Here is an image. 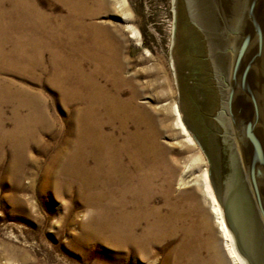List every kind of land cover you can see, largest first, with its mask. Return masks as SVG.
<instances>
[{"label": "rangeland", "instance_id": "1", "mask_svg": "<svg viewBox=\"0 0 264 264\" xmlns=\"http://www.w3.org/2000/svg\"><path fill=\"white\" fill-rule=\"evenodd\" d=\"M80 1L91 15L83 22H76L75 26L64 19L71 0L24 1L26 6L30 3L29 7L32 5L43 16V20L29 18L33 23L42 22L52 28L64 26L65 32L73 29L74 41L68 40L62 30L59 31L61 37L57 32L54 34L58 43L62 42L59 51L54 43H50L55 39L40 36L43 31H40L38 23L35 24L38 26L37 39H46L54 47L40 46L39 43L32 47L27 39L34 37L27 30L12 33L11 28L21 24L16 22L18 18H15L13 5L8 0L3 5L7 14H0V264H167L166 254L172 250L174 242L168 246L164 242L153 244L146 253L137 252V255L131 245L116 247L108 242H94L92 235H88L87 241L80 240L84 231L81 227L88 222L87 204L90 202L83 195L76 197L73 188L66 194L49 190L41 194L38 190L41 188L40 167L42 169L55 161L58 154L57 165L62 167L68 162L73 149L69 141L73 136L66 132V128L70 121L75 128L82 125L87 102H92L97 92L100 96L116 98L118 102L129 105L125 110L129 117L135 108L153 113L159 127L156 135L158 149L151 151L148 162H158L161 169L173 172L174 194L193 192L195 179L201 171L206 169L208 173L203 151L187 129L192 142L186 141L174 126L172 111L168 110L173 103L177 105L168 60L170 0ZM79 28H82L81 32ZM106 35L109 37L108 49L102 46ZM76 43H81L83 50L77 45V49H72L71 44L75 46ZM110 52L120 59V68L106 62L105 57ZM39 54L37 66L35 61ZM54 60L61 65L56 68ZM30 97L34 99L32 107L39 106L53 123L51 128L41 130L38 127L37 142H32L34 138H27L22 148H15L11 138H5V135L12 134L14 128L22 124L17 117L23 118L31 113L28 107ZM100 109L97 111L102 116L101 130L113 135L121 133L119 123L110 124L108 116L111 114ZM123 113L116 112L118 115ZM134 123L135 120H130V132H147L146 124L136 128ZM26 129L28 131V127ZM26 135L22 133L21 137ZM21 155L26 160L23 167L19 161ZM85 163L91 166L92 161L87 158ZM13 167L18 172L23 169L22 175H16ZM181 175L184 181L177 185ZM57 177L64 179L65 175L57 174ZM198 196L203 202L200 191ZM204 203L208 207L205 214L191 213L186 220L190 224L198 223L195 229L200 242L192 245L183 259L178 260L171 254L168 264H195L193 259L197 264H232L223 247L209 202L206 200ZM205 218H208L212 232L204 229Z\"/></svg>", "mask_w": 264, "mask_h": 264}, {"label": "bare ground", "instance_id": "2", "mask_svg": "<svg viewBox=\"0 0 264 264\" xmlns=\"http://www.w3.org/2000/svg\"><path fill=\"white\" fill-rule=\"evenodd\" d=\"M8 1L13 5L15 18H18L16 22L19 21V24H21L12 26V33L29 31V34L31 33V36L34 37L27 39L30 45L32 44V47H37L38 43L40 46H53V44H48L46 39H37L36 28L38 26H40V31H43V34L40 36H50L52 38L50 40L55 39L54 42L49 41L58 47L57 51L61 50L59 44H62V42L58 43L59 41L56 40L54 36L56 32L61 37L62 35L59 31L62 30L69 37L68 40L74 41L73 29L65 32L64 26L52 28L45 23L41 22L39 24L37 21L33 23L34 21L29 20V18L43 20L40 11L32 7V5L29 7V2H27L29 4L26 6L25 0ZM4 2L6 0H0L1 15L7 14L3 8ZM70 4V9L64 19L69 22L71 21V24L74 26L76 22H83L87 16L91 15L80 0H71ZM37 23L39 25L35 27ZM79 31L81 32L82 28H79ZM76 45L77 47H81V49L83 47L81 43H76L75 46L71 44L72 49L76 48ZM108 45L109 37H107L102 46L108 49ZM40 57L39 54L38 59L35 61V65L37 66H39L37 63ZM55 58H58V56ZM105 59L110 66L120 68L121 61L113 52H110V55H106ZM54 62L56 68L61 65L58 63L59 61L54 60ZM32 99L31 97L28 99V107L31 108V113H28L23 118L17 117L19 120L21 119L22 124H18L12 131V134L7 133L8 135H5V138L6 136L11 138L12 145L15 148H22L23 142L26 143L28 141L27 138H34L32 142H37L39 138H37L36 134L38 127L42 130L44 127L52 126L53 121L45 116L39 106L37 108L32 107L31 104L33 103L31 102L34 101ZM87 103L86 117L81 119L83 121L82 125L79 123L80 125L75 128V125L70 121L66 128V132H69L70 136H73V139L69 141V145L73 146V149L69 154L68 162L63 164L62 167L57 165L56 161L59 160L58 154L55 156V161L47 163L42 169L40 167L41 183L39 185H41V188H38L40 191L38 192L41 194L47 190L52 193L60 191L66 194L69 189L73 188L76 191V197L78 194L83 195L85 200L90 202L87 204V211L89 212L88 222L81 227L84 231L82 230L83 234L80 240L87 241L88 235H92L94 242H108L116 247L131 245L132 251L135 254L137 252L140 254L146 253L148 248L153 244L164 242L168 246L169 243L174 242V247L172 250L169 249L166 254V263L168 264L171 254L176 259L178 258V260L183 259L189 253L192 245L200 242V235L195 229L199 226L198 223L190 224L186 220L188 221L191 213L205 214L208 207L204 201L206 202L207 200L217 229L222 237L223 247L231 263L248 264L238 251L234 237L225 223L224 212L214 196L207 170L203 169L199 177L195 179L196 187L193 192L177 195L172 190L174 184L173 172L161 169L157 165L158 162L154 164L148 162L151 151L158 149L156 135L159 132V127L153 118V113L150 110L144 113L135 108L129 117L126 114L129 105L126 106L122 102H118L116 98L100 96L99 92L96 93V97L92 102L88 101ZM97 109L110 113L108 122L113 125H115V122H118V129L120 128L121 133L113 135L103 132L101 130L103 127V123H101L102 116L100 117ZM19 110H22L21 107ZM118 110L125 113L118 115L116 114ZM168 110L173 113L174 126L185 136L186 141L191 143L192 138L180 120V113L176 103H173L171 109ZM147 113L149 114L146 115ZM130 120L132 122L135 120L134 126L136 128L140 127L143 123L146 124L148 126L147 132L145 134L138 132V130L130 132L128 130ZM26 127H28V131ZM22 133L27 134L26 137H21ZM87 158L91 159V166L86 165ZM196 160L198 161V159ZM19 161L22 167L26 163L22 155ZM13 168V172L16 175L17 173L22 175L23 169L18 172L17 168ZM171 172L172 174H170ZM56 173L58 175H65V178H58ZM180 177L177 185L184 181L182 175ZM95 190L99 191L93 192ZM199 191L203 197V202L201 201L202 199H198ZM203 224L204 229L212 232L213 228L208 218L203 221ZM193 261L197 264L196 259H193Z\"/></svg>", "mask_w": 264, "mask_h": 264}, {"label": "water", "instance_id": "3", "mask_svg": "<svg viewBox=\"0 0 264 264\" xmlns=\"http://www.w3.org/2000/svg\"><path fill=\"white\" fill-rule=\"evenodd\" d=\"M170 4L179 113L238 251L264 264V0Z\"/></svg>", "mask_w": 264, "mask_h": 264}, {"label": "flooded vegetation", "instance_id": "4", "mask_svg": "<svg viewBox=\"0 0 264 264\" xmlns=\"http://www.w3.org/2000/svg\"><path fill=\"white\" fill-rule=\"evenodd\" d=\"M228 169H229V167H228ZM227 174H228V172H227ZM227 174L225 175V174H223V179H222V185H223V189L225 190V179H226V177H227Z\"/></svg>", "mask_w": 264, "mask_h": 264}]
</instances>
